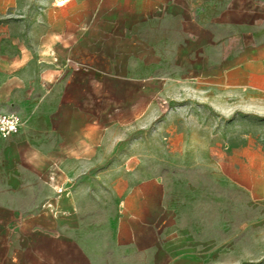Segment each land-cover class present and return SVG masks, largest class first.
I'll use <instances>...</instances> for the list:
<instances>
[{
    "label": "crops",
    "instance_id": "1",
    "mask_svg": "<svg viewBox=\"0 0 264 264\" xmlns=\"http://www.w3.org/2000/svg\"><path fill=\"white\" fill-rule=\"evenodd\" d=\"M186 94L264 111V0H0V264H216L201 193L249 133Z\"/></svg>",
    "mask_w": 264,
    "mask_h": 264
},
{
    "label": "rangeland",
    "instance_id": "2",
    "mask_svg": "<svg viewBox=\"0 0 264 264\" xmlns=\"http://www.w3.org/2000/svg\"><path fill=\"white\" fill-rule=\"evenodd\" d=\"M175 103L211 132L219 126L224 130L228 123L233 134L241 124L243 130L247 126V150L227 151L221 158L223 173L232 182L218 183L215 190L202 187L201 196L206 199L200 208L216 210L217 216L209 218L211 224L216 220L218 226H232L231 241L225 247L220 240L224 233H216V264H264V111H239L230 105L226 113H221L187 94L178 96Z\"/></svg>",
    "mask_w": 264,
    "mask_h": 264
},
{
    "label": "built area",
    "instance_id": "3",
    "mask_svg": "<svg viewBox=\"0 0 264 264\" xmlns=\"http://www.w3.org/2000/svg\"><path fill=\"white\" fill-rule=\"evenodd\" d=\"M21 124V117L17 113L0 112V137L6 138L17 132Z\"/></svg>",
    "mask_w": 264,
    "mask_h": 264
}]
</instances>
